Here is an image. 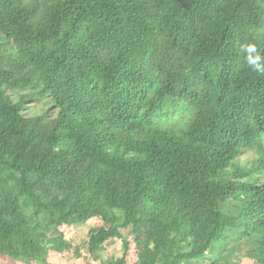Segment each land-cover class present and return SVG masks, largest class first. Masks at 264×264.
Masks as SVG:
<instances>
[{"label": "trees", "instance_id": "1", "mask_svg": "<svg viewBox=\"0 0 264 264\" xmlns=\"http://www.w3.org/2000/svg\"><path fill=\"white\" fill-rule=\"evenodd\" d=\"M246 43L264 0H0V264H264Z\"/></svg>", "mask_w": 264, "mask_h": 264}, {"label": "rangeland", "instance_id": "2", "mask_svg": "<svg viewBox=\"0 0 264 264\" xmlns=\"http://www.w3.org/2000/svg\"><path fill=\"white\" fill-rule=\"evenodd\" d=\"M42 109L41 107H36L33 109L34 111H38ZM255 155L253 153H248L245 156L242 157V161L247 163L251 159H253ZM102 227V223L98 220H92L90 222H87L82 225H75L67 230H65V236L67 241L72 247H78V246H83L86 245L90 231ZM128 232L127 231H122L123 235H126ZM122 255V250H121V243L120 241H115V242H109L106 244L105 251L101 253V257L103 260H111V259H118ZM81 259H77L74 255H70L66 260H57L51 259L50 264H82ZM133 260L130 259L128 260V264H132ZM22 264V263H18ZM202 264H208V263H202ZM242 264H248V261H244Z\"/></svg>", "mask_w": 264, "mask_h": 264}, {"label": "clouds", "instance_id": "3", "mask_svg": "<svg viewBox=\"0 0 264 264\" xmlns=\"http://www.w3.org/2000/svg\"><path fill=\"white\" fill-rule=\"evenodd\" d=\"M241 51L245 52L246 62L249 68L258 73L264 74V55H262L254 43H246L241 46Z\"/></svg>", "mask_w": 264, "mask_h": 264}]
</instances>
